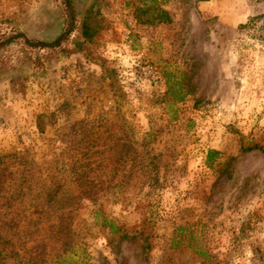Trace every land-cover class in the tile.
I'll use <instances>...</instances> for the list:
<instances>
[{"label": "rangeland", "instance_id": "374dc122", "mask_svg": "<svg viewBox=\"0 0 264 264\" xmlns=\"http://www.w3.org/2000/svg\"><path fill=\"white\" fill-rule=\"evenodd\" d=\"M262 14L0 0V264H264Z\"/></svg>", "mask_w": 264, "mask_h": 264}, {"label": "trees", "instance_id": "16d2710c", "mask_svg": "<svg viewBox=\"0 0 264 264\" xmlns=\"http://www.w3.org/2000/svg\"><path fill=\"white\" fill-rule=\"evenodd\" d=\"M258 24L261 25V30L263 31V35H264V14L256 17L255 25L257 26ZM177 98L179 101L183 100V97H177ZM3 192L4 191H2V189H0V201L10 200L6 197V195H4L5 193H3ZM60 198H61L60 191H54V192L50 193V195L48 196V203H49V205H51L50 207L51 208L57 207ZM58 209H60V208H58ZM55 212L56 213L54 214V217H55L56 221H55V223H53L50 226V235H67V233L69 232V228H68V225L63 221L64 216L58 214L57 210ZM40 256L41 255L37 254L34 258H32L34 260H31V261H35V259L40 258Z\"/></svg>", "mask_w": 264, "mask_h": 264}]
</instances>
